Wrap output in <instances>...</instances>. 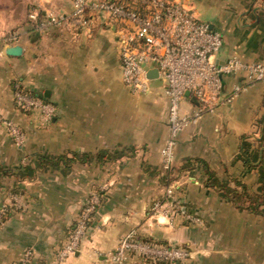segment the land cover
I'll return each mask as SVG.
<instances>
[{
    "label": "crops",
    "instance_id": "1",
    "mask_svg": "<svg viewBox=\"0 0 264 264\" xmlns=\"http://www.w3.org/2000/svg\"><path fill=\"white\" fill-rule=\"evenodd\" d=\"M180 1L221 32L217 62L233 56L264 62V0ZM27 2L31 12L45 16L72 11L71 0ZM90 16L89 28L64 24L38 32L31 19L0 12L1 34L18 28L24 47L21 56H10L0 38V114L25 134L18 145L0 125V209L6 207L0 264H111L109 253L134 229L192 252L183 263L160 264H264V215L238 208L226 192L239 190V183L251 192L263 187L264 82L252 83L213 113L184 99L181 112L193 118L179 135L172 169L165 171L164 83L152 79L150 93L127 87L116 25L105 12ZM240 82L242 75L225 77L224 94ZM17 86L56 105L53 118L19 107ZM74 152L88 156L49 159ZM170 187L168 201L178 209L172 220L152 211ZM92 200H98L97 209L78 249L58 263L59 250ZM187 214L203 222L191 223ZM125 264L153 263L132 253Z\"/></svg>",
    "mask_w": 264,
    "mask_h": 264
},
{
    "label": "built area",
    "instance_id": "2",
    "mask_svg": "<svg viewBox=\"0 0 264 264\" xmlns=\"http://www.w3.org/2000/svg\"><path fill=\"white\" fill-rule=\"evenodd\" d=\"M72 11L69 15L50 13L44 18L39 12H31L29 18L38 32H46L52 27L70 24L78 28H89L96 12H105L116 25L119 43L122 78L126 86L134 92L150 93L152 88L147 73L158 69V78L164 83L168 98V136L161 149L162 167L172 169L179 135L192 121V115L183 114L181 105L190 91L202 111L213 113L224 104L232 102L238 95L258 81L264 82V62L247 63L238 56L219 63L215 55L223 46L220 31L210 28L200 20L196 12L180 0H71ZM18 31H7L0 38L4 44H18ZM242 75L244 83L234 85L232 91L224 94V78ZM15 99L25 110L40 109L46 121L57 112V106L36 98L16 87ZM200 115V113H197ZM0 125L5 127L16 144L25 142V134L12 120L0 114ZM173 188L167 189V199L156 201L152 206L154 215L172 220L178 213L177 207L168 201ZM98 200L88 203L79 217L69 238L58 253V263L72 256L85 236L89 222L96 210ZM6 207L0 209V222ZM186 219L194 224L203 221L199 216L187 214ZM137 230H131L109 253L111 264H125L132 253L142 262L157 264L183 263L192 257V252L183 245L143 241ZM29 253L26 254V257Z\"/></svg>",
    "mask_w": 264,
    "mask_h": 264
},
{
    "label": "trees",
    "instance_id": "3",
    "mask_svg": "<svg viewBox=\"0 0 264 264\" xmlns=\"http://www.w3.org/2000/svg\"><path fill=\"white\" fill-rule=\"evenodd\" d=\"M39 16L41 18H44L45 15L40 11L39 12ZM30 20V19H29ZM32 21V20H30ZM33 24V23H32ZM21 89L27 93H29L30 95L34 96V97H41V95H36L34 92L29 91L28 89H25L23 87H21ZM99 157L103 155V153L99 152L98 153ZM88 156V153H72V157L68 158L66 156H59V157H51L49 159H61V158H65L67 160H74L75 158L79 159V160H85V158ZM251 154L246 153V155H244V158L247 160L250 159ZM261 181H264V173H262L261 176ZM263 187L260 190V192H251L247 185H245L244 183H239L240 185V189H232L230 191H226L228 193V197L230 199V201L232 203H234L238 208L240 209H248L252 212H259L261 214L264 215V182L262 183ZM97 209V207H96ZM96 211V210H95ZM95 213V212H94ZM6 216V214L3 215V218ZM75 227V226H74ZM74 227L72 229H74ZM139 238L143 241H158L160 243H165L163 241H159V240H155L154 238L151 237H144L141 234H139ZM185 246V245H183ZM187 247V246H185ZM160 263H166V262H158ZM157 263V264H158Z\"/></svg>",
    "mask_w": 264,
    "mask_h": 264
},
{
    "label": "rangeland",
    "instance_id": "4",
    "mask_svg": "<svg viewBox=\"0 0 264 264\" xmlns=\"http://www.w3.org/2000/svg\"><path fill=\"white\" fill-rule=\"evenodd\" d=\"M27 3H28L27 0H0V12L3 13L4 16H8L12 14L14 18L30 19L29 15L31 13V7L30 4ZM201 19L207 20V17L202 16ZM7 31H18V28L13 30H4L3 32L5 33ZM211 264H219V263H211Z\"/></svg>",
    "mask_w": 264,
    "mask_h": 264
},
{
    "label": "water",
    "instance_id": "5",
    "mask_svg": "<svg viewBox=\"0 0 264 264\" xmlns=\"http://www.w3.org/2000/svg\"><path fill=\"white\" fill-rule=\"evenodd\" d=\"M210 28H212V25H210ZM5 52H6V54H8L10 56H21L24 52V47L21 44H14V45L8 44L5 48ZM147 76L149 79L158 78V69L157 68L150 69L147 73ZM44 95L49 96V91H46ZM186 96L187 97L191 96L190 91L186 92ZM191 98L193 100L197 101L194 97H191Z\"/></svg>",
    "mask_w": 264,
    "mask_h": 264
}]
</instances>
